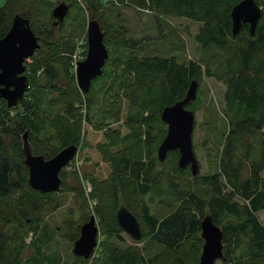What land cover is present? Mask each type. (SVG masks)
<instances>
[{"label": "trees", "instance_id": "obj_1", "mask_svg": "<svg viewBox=\"0 0 264 264\" xmlns=\"http://www.w3.org/2000/svg\"><path fill=\"white\" fill-rule=\"evenodd\" d=\"M26 1L6 0L0 7V38L9 29L15 11L20 10L16 14L31 21L29 12L21 10ZM239 1L111 0L109 3L114 7L147 10L155 17L183 18L200 24L193 37L196 47L201 51L212 50L221 57L203 69L194 61L183 63L174 56L131 57L121 64V71L116 76L107 72L105 66L113 51L135 48L139 42L124 38L121 31L106 32L103 22L101 24L91 15V10H96L97 5L102 6L106 0H83L88 18L98 23L107 52L100 75L90 81L85 93L76 88L70 74L71 55L75 50L70 40H55L51 29L41 30L40 25L30 22L39 48L29 57L30 63H25L28 89L15 105H20L25 115L11 117L9 110L15 107L7 108L0 100V264H191L192 261L198 264L202 245L200 221L205 215L221 231L223 264H264V226L256 216L259 212L264 213V181L260 177L264 172V133L260 132L264 124V2L254 0L260 16L253 34H249L247 25H241L239 32L232 36L229 14ZM82 49L80 55L84 58L85 42ZM56 68L64 71L68 84L53 86L54 95L48 105L58 106V111L46 121L32 113L38 97L37 80L40 74L50 81L55 80ZM203 76L224 84V114L229 118L230 130L219 166L221 173L199 177L197 174L193 182L182 185L171 177L172 172L189 171L188 166L178 168V152L168 151L164 159L172 163V171L169 168L166 172L156 157V149L166 133V125L160 121L159 114L163 107L183 98L190 81L196 82L197 92ZM107 80L118 84V88L105 85L102 92V85ZM97 96L105 109L102 113L104 121L115 117L108 111L122 96L127 103L123 124L128 133L119 139L104 131L106 144L98 146V150L109 163L108 177L99 183L85 177L90 191L84 194L80 180L73 172L76 182L73 191L84 209L88 201L93 202L95 219L107 238L123 242L120 236L123 231L115 221V211L123 206L139 225L141 240H145L144 249L151 251V246H159L175 258L146 256L137 248H121L108 240L99 244L97 253L94 248L87 259L73 256L72 261L62 262L58 253L42 252V247L54 238L55 229L40 225V213L44 207L55 208L57 203L55 193H40L29 186L21 135L26 132L31 153L42 155L44 159L67 146L77 147L83 135V124L91 122L89 109ZM192 102L185 108L194 114ZM45 124L51 131L49 136L42 132ZM255 133L258 134L256 160L250 161L248 176L239 180L233 167V140L235 136ZM7 135H13L19 162L10 161L4 144ZM117 146L121 151L109 154L108 149ZM220 174L225 177L224 181ZM58 177L59 191H65L66 173L61 170ZM149 195L175 199L177 205L157 220L149 214L147 204L140 200ZM86 221L85 218L81 222ZM77 225L80 224L65 225L64 235L71 243L78 237ZM28 233L31 239L26 246L24 237ZM184 246L185 250L182 249ZM26 247L31 253L24 256Z\"/></svg>", "mask_w": 264, "mask_h": 264}, {"label": "rangeland", "instance_id": "obj_2", "mask_svg": "<svg viewBox=\"0 0 264 264\" xmlns=\"http://www.w3.org/2000/svg\"><path fill=\"white\" fill-rule=\"evenodd\" d=\"M5 1L6 0H0V7L4 5ZM82 1L83 0H27V3H25L21 10L27 13L29 12L30 22L40 25L39 28H41V30L51 29L55 40H70L74 48L78 45V48L81 50L85 42L86 23L89 19V14ZM110 1L111 0H106V2H103L102 6L97 5L96 10H91V15L95 18L97 17L101 24L103 22L102 26L106 32L114 33L115 31H121L123 32L124 38L133 39L138 41L139 44L135 48L113 51L110 59L105 65L107 72L110 71L113 75L117 76L121 71V64L131 57L159 56L167 58L174 56L179 62L186 63L189 60L194 61L202 69L205 65L213 64L221 58L220 55L212 50L201 51L196 47L193 37L200 24L183 18L170 16L155 17L151 11L147 10H138L117 5L114 7L110 5ZM259 1L264 2L263 0ZM60 2H64L68 10L62 23L54 26L52 22H55V20L51 17L50 13ZM262 6L264 7V3ZM19 11L20 10L15 11L13 15ZM82 59L81 56L79 61ZM56 72V78L53 81H50L41 74L38 76L37 80L38 86L36 91L38 97L32 113L34 116H40L46 121L53 118L58 111V106L49 107L48 105V102L54 95L52 91L54 89L53 86H65L68 84V78L64 71L60 68H56ZM70 74L74 79L73 68H71ZM105 85H112L114 89L118 88V84L114 85L110 80H107V82L102 85V92L105 91ZM224 90L225 86L220 81L212 77L203 76L197 88L196 97L191 105L194 112L191 143L192 151L198 164V177L212 173H221L219 171V166L224 143L230 130L229 118L224 114V102L222 98ZM126 109L127 103L122 96H120L118 98V103L112 110L108 111V113L112 111L111 113L112 115L115 114V117L112 118L111 116L104 121V119H102L104 114L102 113H105V109L103 108L101 98L97 96L94 104L91 105L89 109L91 122L89 124H83V135L79 141L73 160L62 169V171L66 173V190L55 192L54 199L57 203L55 208L51 209L49 205L50 207H44V210L40 213V225H48L55 229L54 238L51 242L42 247V252H56L60 255L62 262L72 261V243L69 242L64 235L65 225L69 223L81 224L82 219H88L90 215H93L97 229L94 253L100 250L98 248L100 243L108 240L109 243H114L121 248H137L142 253L145 252L144 255L146 256L155 255L160 259L172 257L171 253L164 251L163 248L159 246H151V248H153L151 251L145 250V240H133L125 232L120 234L123 238V242H117L113 237L107 238L99 229L97 220L95 219L92 208L93 202L88 201L87 208L84 209L76 196V192L73 191L76 184L73 172L78 176L80 187L84 194L90 191L88 180L99 183L103 182L108 177L110 172L109 163L98 150V146L106 144L104 131H109L113 133V135H117L119 139L128 133L123 124ZM24 113L25 111L20 105L13 110H9L11 117L16 114L20 116L25 115ZM43 129L42 132L44 135L49 136L51 134L46 124ZM260 132L264 133V124ZM235 137L236 138L233 140V167L237 171L238 179L243 180L248 176L250 161L256 160L258 154L256 145L258 134L255 133ZM4 144L11 163L19 162L20 160L18 158L19 156H17V148L13 135L4 137ZM108 151L109 154H111L116 151H121V148L119 146L112 147L109 148ZM161 163L166 172L172 168V163L168 160H164ZM171 174L172 179L182 185L191 183L196 178L191 176L188 170H185L183 173L172 172ZM85 177L88 178L87 181L84 179ZM219 177L221 181L225 180L222 174H220ZM260 177L262 181H264V172L260 174ZM203 190L204 189L201 188V191ZM140 200L147 204L149 214L157 220L165 217L169 211L173 210L177 205V200L175 199H159L152 195L141 197ZM83 213H85V216ZM256 216L258 221L264 226V213L259 212ZM30 239L31 235L29 233L25 235L24 243L26 246H29ZM182 249L185 250L186 246ZM30 253V250L26 247L24 256ZM172 258H175V256L173 255ZM191 264H194L193 261ZM215 264L223 263L221 261H216Z\"/></svg>", "mask_w": 264, "mask_h": 264}, {"label": "water", "instance_id": "obj_3", "mask_svg": "<svg viewBox=\"0 0 264 264\" xmlns=\"http://www.w3.org/2000/svg\"><path fill=\"white\" fill-rule=\"evenodd\" d=\"M68 7L64 2L58 3L51 10L54 26L62 23ZM260 9L254 0H240L230 11L231 35L235 36L241 25L248 26L249 34H253ZM85 56L76 62L74 69L75 84L79 91L85 93L90 81L101 73L107 57L106 48L102 43V33L98 23L88 19L85 30ZM36 37L30 29V22L18 14L12 16L10 27L0 38V100L7 108L14 107L22 100L26 87L23 62L38 49ZM196 82L190 81L181 100L171 106L162 108L159 119L166 125V133L156 149V157L163 162L168 151L178 152L177 166L179 169L189 167L191 176L198 173L197 161L192 151L191 133L194 114L185 108L195 98ZM24 165L27 167L29 186L40 193H55L60 189L58 173L73 159L77 147L67 146L59 150L49 159L42 155H33L26 141V132L21 135ZM115 221L120 229L133 240H140L139 225L134 216L123 206L115 211ZM78 237L72 243L71 253L75 257L87 259L96 245V226L94 216L90 215L86 222L77 225ZM221 231L211 223L208 215L200 221V239L202 240L198 264H215L223 261Z\"/></svg>", "mask_w": 264, "mask_h": 264}, {"label": "built area", "instance_id": "obj_4", "mask_svg": "<svg viewBox=\"0 0 264 264\" xmlns=\"http://www.w3.org/2000/svg\"><path fill=\"white\" fill-rule=\"evenodd\" d=\"M84 50L83 49H79L78 48V45L76 46V48H75V50H74V52H73V54L71 55V66H72V68H73V70L75 69V66H76V62H78L79 61V59H81V56H80V54H81V52H83ZM25 63H29V58H27V59H25ZM25 74L27 75V70L25 69Z\"/></svg>", "mask_w": 264, "mask_h": 264}, {"label": "flooded vegetation", "instance_id": "obj_5", "mask_svg": "<svg viewBox=\"0 0 264 264\" xmlns=\"http://www.w3.org/2000/svg\"><path fill=\"white\" fill-rule=\"evenodd\" d=\"M53 23H55V22H52V25H53ZM37 43H38V42H37ZM38 45H39V44H38ZM23 66H24V68H25V62H23ZM24 71H25V69H24ZM22 75L26 77V81H27V83H26V87H25V90H24V92H23V97H24V95H25V93H26V91H27V89H28V78H27L28 75H26L25 72H23ZM23 97H22V99H23ZM68 164H69V163H68Z\"/></svg>", "mask_w": 264, "mask_h": 264}, {"label": "bare ground", "instance_id": "obj_6", "mask_svg": "<svg viewBox=\"0 0 264 264\" xmlns=\"http://www.w3.org/2000/svg\"><path fill=\"white\" fill-rule=\"evenodd\" d=\"M24 62H25V60H24Z\"/></svg>", "mask_w": 264, "mask_h": 264}]
</instances>
